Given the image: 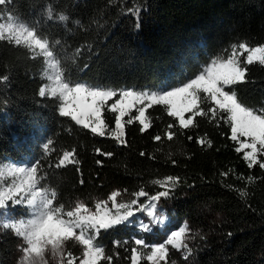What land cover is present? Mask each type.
<instances>
[{"label":"trees","instance_id":"trees-1","mask_svg":"<svg viewBox=\"0 0 264 264\" xmlns=\"http://www.w3.org/2000/svg\"><path fill=\"white\" fill-rule=\"evenodd\" d=\"M59 15L68 20L60 21ZM9 16L34 24L49 40L70 84L103 89L155 91L182 71L192 78L212 58L230 54L233 44H264V0H10L0 6V24L9 22ZM4 75L9 79L0 83V168L20 161L29 148L33 162L40 161L41 183L56 190L58 202L66 206L78 200L91 206L114 191L133 199L140 188L155 195L164 189L152 181L178 177L162 199L172 203L197 238L187 260L169 250L161 264H264V169H249L243 151L236 152L239 144L230 138L226 114L196 117V127L183 131L176 126L172 130L177 135L169 141L167 125L177 122L163 106L154 105L146 110L151 126L141 132L138 121L125 124V144H119L111 135H94L61 117L60 101L39 95L48 84L43 57L32 59L24 47L0 41ZM231 89L245 106L264 110V65H247L244 82ZM209 106L202 105L205 110ZM104 115L109 129L115 128L114 114ZM156 135L161 141L153 139ZM200 137L210 140L211 147L197 143ZM48 140L53 143L46 155L43 144ZM73 149L78 163L55 168L62 153ZM241 175L257 179L248 183L237 179ZM233 189L245 191L246 197ZM138 202L149 201L140 197ZM142 213L135 211L128 220ZM126 223L102 230L97 238L113 264H131L133 247L148 252L135 245L137 238L152 245L148 235ZM18 243L10 230L0 228V264H16ZM68 248L80 255L76 245Z\"/></svg>","mask_w":264,"mask_h":264},{"label":"snow or ice","instance_id":"snow-or-ice-1","mask_svg":"<svg viewBox=\"0 0 264 264\" xmlns=\"http://www.w3.org/2000/svg\"><path fill=\"white\" fill-rule=\"evenodd\" d=\"M9 3L10 0H0V6ZM47 18L53 19L51 8L47 10ZM59 20L66 21L68 17L59 15ZM8 21L7 24H0V41L24 47L32 59L43 57L47 65L46 79L49 83L40 88L39 95L58 99V112L61 117L70 118L76 125L94 135H111L117 143L125 144V124L138 121L141 125L140 131L144 132L151 126L146 110L154 105L163 106L167 115L174 117L177 122L167 125L164 135L169 141L177 135L172 130L174 127L178 126L181 131L196 127V117H208L211 114L210 119H215L219 112L226 114L225 123H230L231 127L230 138L238 142L239 147L235 150L238 153L243 151V159L248 168L258 165L264 169V110L257 112L245 106L236 91L228 87L244 82L247 65H264V44L256 47H250L245 42L233 44L226 58H212L210 63L186 82L174 86L165 83L157 91L103 89L81 83L70 84L65 78L60 60L55 58L49 40L39 34L37 27L19 16H9ZM244 53L247 55L241 60ZM8 79L7 75L0 76V83L7 82ZM109 101L112 102L109 104ZM205 103L210 105L207 110L202 107ZM106 112L114 114L115 128L109 129L104 115ZM185 113L188 114L187 117ZM125 117H128L126 121ZM241 137L244 139L241 140ZM153 139L161 141V136L156 135ZM188 139L192 137L189 136ZM196 142L201 145L207 143L208 147H211V141L205 137H200ZM52 143V140H48L43 144L46 155ZM104 155L111 156L112 153ZM140 155L144 156L145 153L141 152ZM172 162L175 163L174 160ZM73 163H78L75 159V149L64 151L54 166L59 169ZM40 170L39 160L30 166L9 167L7 175L4 169L0 168V215L7 217L15 212H30V218L26 220L7 219L0 224V228L10 230L19 239L17 250L21 255L16 264H50L49 256L55 264H101L102 261L113 264V257L107 255L105 248L97 243L101 231L113 229L128 221L129 217L133 216V205H136L135 211L146 212L149 218V223L142 222L140 229L150 232L151 225L163 224L165 221V217L158 212V202L162 197H168L171 189L179 183V178L172 176L154 180L152 183L159 185L163 191L150 196L144 188H140L132 194L135 199L128 203L117 202L120 193L114 191L107 201H96L93 210L79 200L67 206L59 203L56 190L41 183L43 177ZM221 175L227 176L228 173ZM9 178L11 182H8ZM237 179L254 183L257 178L241 175L237 176ZM228 187L232 188L231 185ZM233 190L238 191L241 198L247 195L243 190ZM140 197H146L149 203L138 204ZM190 232L191 229L185 223L178 230L168 234L163 243L151 245L146 254L141 253L138 247H133L131 264H140L142 259L148 264H161L168 256V246L184 250V258L187 260L192 251L186 243V240L191 238ZM70 243L79 246V256L68 248ZM134 243L137 246L149 247L143 238L135 239Z\"/></svg>","mask_w":264,"mask_h":264},{"label":"rangeland","instance_id":"rangeland-1","mask_svg":"<svg viewBox=\"0 0 264 264\" xmlns=\"http://www.w3.org/2000/svg\"><path fill=\"white\" fill-rule=\"evenodd\" d=\"M7 23H5V24H7ZM223 58H226V56H224ZM45 67L47 68L46 64H45ZM181 74H182V79L180 77ZM187 79H189L188 76L186 75V73H184L182 71V72H180L177 75V77L173 78L171 76L170 80L164 82L163 84L167 83L170 86H174V85H178V84H180L182 82H186ZM47 83H49L48 80H47ZM161 86H159L157 90H159L161 88ZM228 87L232 88L233 86H228ZM157 90H155V91H157ZM133 110H135V109H133ZM187 115L188 114L185 113V117H187ZM32 163H34L33 162V153L31 152V150L29 148H26V151L21 156L20 161H18L16 163H11V162L10 163H6L4 165V167H3V169L5 171V174L7 175V169L9 167H25V166H30ZM8 182H11L10 178H9ZM115 192L120 193V195L117 197V202H119V203H128L130 200L133 199L131 196L126 195V194H124L122 192H119V191H115ZM98 200H101V199H98ZM98 200H96V201H98ZM96 201L92 202L91 206H88V207H90V208H92L94 210V206H95ZM139 203L140 202H138V204ZM16 207L20 208V206H16ZM109 207H111V201H109ZM135 207H136V205H133L134 212H135ZM158 212L165 217V221H164L163 224L151 225L152 230L150 232H143L140 229V224L142 222L145 223V224L149 223V218H148L146 212H143L142 215L137 216L134 219L128 220L126 224L128 226L133 227L136 230V232H138L140 234L148 235L149 236V241L151 242L150 244L154 245V244H158V243H163L167 239V235L168 234H170L172 231L178 230L179 227H181L185 223H187L186 220L181 219L180 216L176 213L172 203L168 202V201H165L162 198L158 202ZM28 218H30V212H23V213L15 212V213H12L10 216H7V217L0 215V224H2L7 219H25L26 220ZM187 225L189 226L188 223H187ZM189 235H190L191 238L187 239L186 243L188 244V246L190 248V247H192V245L196 241L197 236L192 231L189 233ZM146 245H148V244H146ZM148 246L149 247H142L143 251L148 250V252H149L151 245H148ZM77 247H78L77 248L78 251L81 253V249L79 248V246H77ZM168 248H169V250H174V251H176V252H178V253H180L182 255H185L184 250L173 249V248H171V246H168ZM20 255L21 254L18 252V258H19ZM49 261H50V264H55V261L52 260L51 256H49ZM162 262H164V261H162Z\"/></svg>","mask_w":264,"mask_h":264}]
</instances>
